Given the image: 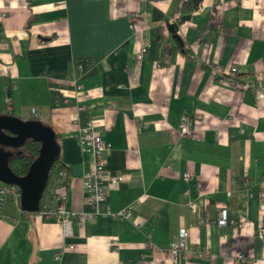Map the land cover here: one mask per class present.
<instances>
[{"label": "crops", "instance_id": "1", "mask_svg": "<svg viewBox=\"0 0 264 264\" xmlns=\"http://www.w3.org/2000/svg\"><path fill=\"white\" fill-rule=\"evenodd\" d=\"M183 2L0 0V114L55 130L69 180L58 191L78 213L67 226L7 200L0 264H264V98L213 72L264 74V0ZM183 115L199 138L182 136ZM89 123L112 145L107 175L123 180L105 182L102 212L84 219L95 212L79 139ZM222 207L228 225L201 222ZM181 229L187 250L173 256Z\"/></svg>", "mask_w": 264, "mask_h": 264}, {"label": "built area", "instance_id": "2", "mask_svg": "<svg viewBox=\"0 0 264 264\" xmlns=\"http://www.w3.org/2000/svg\"><path fill=\"white\" fill-rule=\"evenodd\" d=\"M141 38L140 46L136 51V58L143 60L149 48V42L147 40V29H139ZM214 76L220 80H227L230 84L238 86L243 90H251L255 93L258 99L264 98V74L257 77L256 81L240 79V70L235 65H221L216 64L213 66ZM9 100V99H8ZM33 112L36 113L37 109L33 108ZM192 117L190 115H183L179 125L180 133L182 136L199 138V132L192 127ZM80 145L82 149L92 155L93 168L85 176V187L92 197L93 205L95 208L94 213H79L80 217L91 218L101 213L103 210V204L106 200L107 191L105 182H109L110 185H115L123 180V176L109 177L106 171L107 158L112 150V145L106 141L96 127L89 123L79 133ZM194 177L192 172L184 174V178L187 181H191ZM68 172L64 168L60 171L54 186L45 190L42 201H41V212L47 216H55L63 219L66 225H70L71 217L78 215L74 211H69L65 206L66 196L58 191L60 186H65L68 183ZM260 197L264 199V192L261 193ZM14 200L16 203L21 202L20 188L14 184H6L0 181V212L3 209V205L7 200ZM194 206V205H193ZM130 212L126 211L123 213L124 217H129ZM201 222H208L218 224L219 226H226L230 222L229 212L227 207H222L219 211L218 217L215 221L207 218ZM70 230L68 231V233ZM188 245V232L185 229H181L178 239L171 243L170 253L173 256L178 255L182 251L187 250ZM70 248L74 247V244L69 245ZM199 255L210 254L209 248H203L198 251ZM245 258L243 255L238 256V260ZM247 262V261H246Z\"/></svg>", "mask_w": 264, "mask_h": 264}, {"label": "water", "instance_id": "3", "mask_svg": "<svg viewBox=\"0 0 264 264\" xmlns=\"http://www.w3.org/2000/svg\"><path fill=\"white\" fill-rule=\"evenodd\" d=\"M170 28L174 36L183 43L175 25L171 24ZM28 140L40 142L41 147L29 171L21 176L11 168L10 159L25 154L22 147ZM60 155V144L50 125L38 119L24 120L12 114H0V181L20 188L22 210L29 213L40 212L51 168Z\"/></svg>", "mask_w": 264, "mask_h": 264}, {"label": "trees", "instance_id": "4", "mask_svg": "<svg viewBox=\"0 0 264 264\" xmlns=\"http://www.w3.org/2000/svg\"><path fill=\"white\" fill-rule=\"evenodd\" d=\"M201 1L202 0H184L183 9L191 10L197 8ZM31 119H37V118L32 117ZM40 147H41L40 142L34 140H28L25 143V145L22 147V149L25 151V154L22 156H14L13 158L10 159V166L13 169V171L18 175L21 176L25 175L29 171L32 162L39 155ZM64 168H65V164L63 163L60 155V157L56 160V162L53 164L51 168L49 180L46 186V191L54 186L60 171Z\"/></svg>", "mask_w": 264, "mask_h": 264}]
</instances>
